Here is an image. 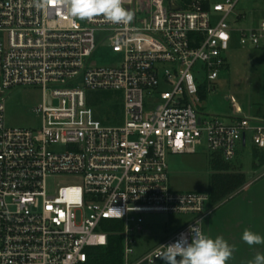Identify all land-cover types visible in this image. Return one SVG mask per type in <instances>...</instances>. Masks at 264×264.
<instances>
[{
	"label": "built area",
	"instance_id": "2783aa9c",
	"mask_svg": "<svg viewBox=\"0 0 264 264\" xmlns=\"http://www.w3.org/2000/svg\"><path fill=\"white\" fill-rule=\"evenodd\" d=\"M201 1L174 0V9L170 0H148L140 10L138 0H124L134 14L125 25L74 18L61 0L39 10L35 0H0V264H90L111 234L122 237L123 264H165L158 256L181 233L190 241L193 226L206 235L218 204L208 190L173 189L168 156L203 151L234 162L248 138L264 149V117L244 115L233 96L236 114H211L200 95L227 67L234 32L240 45L264 47V19L234 28L229 18L245 17L235 13L240 0L209 9ZM99 32L119 56L115 64L90 62ZM21 86L42 89L38 127L6 123L7 96ZM88 89L122 93L124 123L95 117ZM59 176L75 181L50 187ZM147 213L190 218L131 259V232Z\"/></svg>",
	"mask_w": 264,
	"mask_h": 264
},
{
	"label": "rangeland",
	"instance_id": "374dc122",
	"mask_svg": "<svg viewBox=\"0 0 264 264\" xmlns=\"http://www.w3.org/2000/svg\"><path fill=\"white\" fill-rule=\"evenodd\" d=\"M168 1V0H166ZM223 0H204L209 7ZM184 6V5H183ZM235 13L244 14L242 19L232 15L230 23L234 28H248L255 26L264 19V0H240ZM216 16L215 14H213ZM98 47L93 53L90 62L97 66L115 64L118 55L108 47L107 34L97 33ZM228 66L221 71L216 85L207 96L204 108L211 114L227 118L237 113L231 100L233 96L242 107L246 116L264 117V47L251 45L242 46L239 43L237 32L227 53ZM88 104L94 109L95 117L104 125L120 126L125 121L123 95L113 90H87ZM42 89L36 86H21L13 88L6 102L5 118L8 126L33 128L41 125V118L36 112L37 106L42 102ZM253 146L247 139L245 148L240 149L236 160L232 163L237 169L247 173L250 180H255L264 174V164L254 169ZM210 156L203 151L190 154H169L168 164L171 187L175 190L207 191L210 188V177L213 169L210 166ZM71 177H54L49 179V186L56 184L73 183ZM235 196V195H234ZM241 194L235 196L239 198ZM232 198V197H231ZM230 198V199H231ZM222 202L216 209L223 207L230 200ZM189 215L147 213L143 215L142 230L131 232L135 242L132 247L135 259L149 249L157 246L171 236L178 228L184 226ZM108 228L105 227L104 230ZM206 230V228H205ZM262 229L257 234L262 235ZM258 247V244L256 245ZM236 249V248H235ZM255 254L245 253L243 244L236 249V254L227 264H251L257 254H264V248H254Z\"/></svg>",
	"mask_w": 264,
	"mask_h": 264
},
{
	"label": "clouds",
	"instance_id": "9594fccd",
	"mask_svg": "<svg viewBox=\"0 0 264 264\" xmlns=\"http://www.w3.org/2000/svg\"><path fill=\"white\" fill-rule=\"evenodd\" d=\"M124 0H61L74 18L93 20L102 16L106 22L129 24L134 14L123 7ZM50 0H35V7L46 9ZM188 233H181L180 238L165 246L158 258L165 264H227L233 257L235 246L230 245L223 237L211 238L190 227ZM242 240L249 246L264 244V237L245 229ZM251 264H264V254H257Z\"/></svg>",
	"mask_w": 264,
	"mask_h": 264
},
{
	"label": "crops",
	"instance_id": "0c3cea01",
	"mask_svg": "<svg viewBox=\"0 0 264 264\" xmlns=\"http://www.w3.org/2000/svg\"><path fill=\"white\" fill-rule=\"evenodd\" d=\"M247 179V183L235 194L241 196H233L227 204L207 217L203 230L211 238L223 237L236 249L243 244L245 249L249 250L245 253L255 254L257 251L253 249L264 248V244H258V247L249 246L242 240V234L245 229L254 233L264 230V174L255 180H250L248 176ZM262 235L264 237V232ZM236 249L233 254L237 253Z\"/></svg>",
	"mask_w": 264,
	"mask_h": 264
},
{
	"label": "trees",
	"instance_id": "16d2710c",
	"mask_svg": "<svg viewBox=\"0 0 264 264\" xmlns=\"http://www.w3.org/2000/svg\"><path fill=\"white\" fill-rule=\"evenodd\" d=\"M183 7L188 6L193 0H182ZM205 9H209V5L202 3ZM148 0H138V7L140 10L147 8ZM228 66V65H227ZM202 98L206 99V91L202 88L200 91ZM253 167L259 168L264 164V149L253 148ZM210 166L213 173L210 177L209 194L212 204L220 205L222 202L227 201L235 194H237L242 187L247 183V175L241 169L235 168L233 162L225 161L221 156L212 154L210 156ZM113 228H121V221H111L108 223ZM90 264H123V244L120 235L111 234L107 245L94 247L91 252ZM146 264V263H142ZM161 264V262H158Z\"/></svg>",
	"mask_w": 264,
	"mask_h": 264
},
{
	"label": "water",
	"instance_id": "95a60500",
	"mask_svg": "<svg viewBox=\"0 0 264 264\" xmlns=\"http://www.w3.org/2000/svg\"><path fill=\"white\" fill-rule=\"evenodd\" d=\"M170 4H171V7L174 8V9L179 8V7L174 3V0H170Z\"/></svg>",
	"mask_w": 264,
	"mask_h": 264
}]
</instances>
